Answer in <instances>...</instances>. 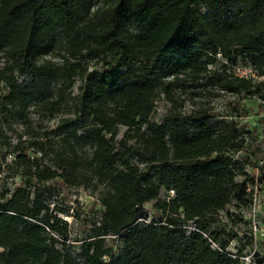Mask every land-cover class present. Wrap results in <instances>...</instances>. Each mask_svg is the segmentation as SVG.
Segmentation results:
<instances>
[{"label": "trees", "instance_id": "1", "mask_svg": "<svg viewBox=\"0 0 264 264\" xmlns=\"http://www.w3.org/2000/svg\"><path fill=\"white\" fill-rule=\"evenodd\" d=\"M92 1L0 0V112L24 117L33 104L49 118L67 115L56 128L60 171L39 166L28 147L12 151L22 184L0 196V264H238L225 252L238 235L217 217L229 206L250 210V160L234 155L251 133L238 103L215 119L200 100L225 92L264 101V82L232 74L243 63L264 75V0H94L90 12ZM161 99L170 109L155 122ZM33 179L102 188L100 219L78 253L62 218L73 215L51 207L50 189ZM145 204L157 215L148 223Z\"/></svg>", "mask_w": 264, "mask_h": 264}, {"label": "rangeland", "instance_id": "2", "mask_svg": "<svg viewBox=\"0 0 264 264\" xmlns=\"http://www.w3.org/2000/svg\"><path fill=\"white\" fill-rule=\"evenodd\" d=\"M88 4V1L81 2L79 7L81 15L86 12ZM94 5L96 3L93 0L90 12ZM54 62L57 63L58 60H54ZM58 63L60 64V62ZM88 69L93 70V67L89 66ZM18 82L26 85L28 81L19 77ZM58 84L59 82L51 84L50 88L53 92L57 89ZM77 86L78 83L72 89L73 94L77 93ZM216 94L217 97L201 98L200 101L209 106L215 119H219L220 115H225L229 112V103L233 105L238 103L239 109H241V116L237 118V121L250 131L251 137H247V148L234 156L235 158L247 157L250 160L246 173L250 178L254 177L253 165L264 159V101L257 97L240 99L225 92H216ZM5 95L6 89L0 84V103ZM169 109L170 105L165 100L157 101L152 116L153 121H161ZM190 109L191 106L186 104L182 112L185 113ZM66 117L67 115L64 113H60L54 118H49L47 114L41 109L34 107L33 104L27 107L24 117H20L15 113L0 112V158L1 155L5 154L4 163L0 168V196L5 191H11L22 184V179L16 174L15 168L11 166V162L14 159L12 151L17 147H28L27 154L30 157L38 158L39 166L58 170L57 153L64 149L65 146L61 141L62 136L56 128L60 120ZM89 123L87 122V124ZM124 131V128L119 129L118 140L121 139ZM34 140L41 143L42 148L40 147L38 151L29 147L31 141ZM75 150L79 156H84L86 151L82 145L77 146ZM31 184L37 185L40 189H50V194L45 193L50 195L48 199H50L51 207L68 209L70 215H73V217L64 215L62 218L68 222V241L66 244L69 246V251L72 254L78 253L80 242L94 233V225L100 219L102 207L98 200L101 196L102 188H94V182H89V180H80L74 182L73 185H69L64 183L62 179L51 180L42 184L37 183L33 179ZM256 188L259 203L254 215L245 207L234 206L227 207L222 213L223 221L226 223L227 228L232 229L238 235L236 246L238 245L242 248L243 245L244 248L248 246L247 238L250 235L252 220L254 219L255 222H260V224L264 223V180L257 182ZM170 196L171 193L161 192L160 194V198L165 200H169ZM227 213L230 215L229 217ZM140 217L142 223L157 219L151 204H145L141 208ZM192 227L193 225L189 224V228L191 229ZM104 244L105 247L112 248L114 254L118 253L119 244L113 237H106Z\"/></svg>", "mask_w": 264, "mask_h": 264}, {"label": "built area", "instance_id": "3", "mask_svg": "<svg viewBox=\"0 0 264 264\" xmlns=\"http://www.w3.org/2000/svg\"><path fill=\"white\" fill-rule=\"evenodd\" d=\"M219 56V55H218ZM233 76L250 80L252 82H264V75H258L257 69L251 64L238 63L232 66ZM264 180V159L258 161L254 167L253 184L248 186L247 191L251 194V206L249 212L254 215L256 208L258 207L259 199L257 195V182ZM172 195V192H171ZM222 213L218 214V220L223 221ZM204 238L208 237L203 234ZM249 244L247 247L238 249L237 240H233L229 243L225 252L238 264H264V223L255 222L254 219L251 223ZM211 243L212 248L217 249L218 246Z\"/></svg>", "mask_w": 264, "mask_h": 264}]
</instances>
